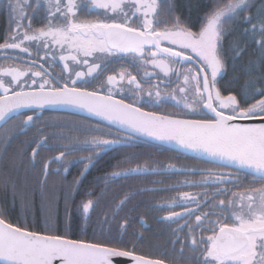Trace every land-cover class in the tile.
I'll return each instance as SVG.
<instances>
[{
  "label": "snow or ice",
  "instance_id": "6c2138e0",
  "mask_svg": "<svg viewBox=\"0 0 264 264\" xmlns=\"http://www.w3.org/2000/svg\"><path fill=\"white\" fill-rule=\"evenodd\" d=\"M124 0H88L80 10H88L89 3L95 8L109 9L115 12L121 7ZM167 4L168 10L174 13V7L170 0H162ZM139 5L137 11L144 9V22L141 28H133L125 23L116 22H76L68 18L76 16V0H48L50 9L49 16L60 19L64 18V25H53L51 20L47 28H40L35 33L25 31L17 42L16 37H10L11 43L0 44V49H21L25 40H43L45 46L54 43L64 48L67 45L69 54L61 56L62 60L88 64L87 57L94 53L103 54V57L116 55L117 53L131 54L134 66L151 63L160 69L165 76L174 72L172 64L187 65L195 54L197 67H189L185 73L184 85L179 89L180 95L162 97L159 91H148L149 97H155V103L162 100L174 101V106L188 109L197 113L202 119H178L172 115H158L154 112H145L136 107L134 103H125L123 99L117 100L112 94V88H108V94L102 95L100 90L89 91L87 87H76L77 80L86 75L91 76L100 63L93 62L87 72H75V79L70 78L69 83L54 86L44 79L38 88L32 91H14L8 95L9 87L0 80V121L12 118L13 115H25L21 109L36 108L43 110L47 106L65 105L74 108L85 109L105 120L118 124L128 135L117 136L107 139L112 133H104L101 136L93 135L83 141L86 145L81 148L76 144L68 147V154L77 151H90L93 155L81 158L84 169L81 175L88 170V166L94 163V157L103 153L110 146L127 144L136 139L135 134H144L162 141H176L186 149L204 152L214 161H227L238 169L250 170L255 177L262 182L258 189H252L248 194L240 196L237 201H229L227 204L220 200L214 207L221 209L220 213L213 212L211 215H221L228 212L232 223L220 220L208 219L209 213L195 215L186 210L184 213L172 211L168 220H174L183 216L195 215L196 227L203 228L212 234L204 238L200 236L202 248H196L197 238L190 236L193 251H199L200 257L197 264H264V11L253 17L249 13V0H213L212 7L203 14L199 31H193L186 20L174 15L171 27L157 30L153 26V19L159 15L157 9L161 7V0H135L133 6ZM40 5L38 4L37 7ZM17 14V19H26L25 8L31 7L29 0H16L10 4ZM57 14H60L57 16ZM125 17L127 14H124ZM243 16L249 27L243 29V34L250 38L256 45V58L249 60V68L246 75L249 77L246 88L242 90L244 97L243 105L235 95L222 96L216 87L217 77L221 76L225 69L223 60L224 37L229 34L226 25L235 22ZM157 24L160 21H156ZM31 27V25H29ZM167 44V46H163ZM241 41L229 43L231 54L238 58L246 51L241 46ZM146 46L147 53H146ZM28 52L27 48L21 49ZM82 54L85 59L78 60ZM150 59H145V56ZM64 67L67 69L68 65ZM109 65L105 64L106 69ZM3 74L11 77L10 84H19L21 77L28 75V71H20L16 68L0 69ZM145 75H150L145 73ZM34 77L43 78L42 72H34ZM54 79H58L53 77ZM97 79L99 77H96ZM127 79L129 85L143 91L136 76L130 73L120 72L117 76H108L107 84L115 86L119 81ZM59 82V80H58ZM36 84V80H31ZM88 82L85 81V84ZM191 87L192 102L188 101V86ZM261 85V86H258ZM198 104L199 108L193 107ZM240 121H259V123H240ZM34 124L33 115H27L21 121L20 128H27ZM99 131V129H96ZM66 138V137H65ZM47 138L45 137V140ZM43 143V141L41 142ZM39 147V145H38ZM35 149L32 156H36ZM65 157V152L55 158L58 162ZM175 168L174 165H169ZM67 172V168L63 169ZM151 171L147 166L129 168L114 171L106 180L113 177L127 176L132 173H146ZM45 177L47 166L45 165ZM209 177L215 179L201 181L200 184L225 183V177L231 179L230 173H216L209 171ZM79 181L74 180L77 184ZM223 194V193H218ZM185 199L195 201L189 193H183ZM125 196L120 201L123 205L128 200ZM87 213L93 208V201L88 200L82 205ZM106 222H107V218ZM127 225L124 221L122 227ZM189 231L191 234V226ZM183 230V226L181 229ZM116 257H130L135 264H165L161 259H148L135 255L133 251L119 247L109 246L102 242H88L82 239H69L64 235L42 234L37 231H29L25 227L14 226L0 215V264H114Z\"/></svg>",
  "mask_w": 264,
  "mask_h": 264
},
{
  "label": "flooded vegetation",
  "instance_id": "af4514ba",
  "mask_svg": "<svg viewBox=\"0 0 264 264\" xmlns=\"http://www.w3.org/2000/svg\"><path fill=\"white\" fill-rule=\"evenodd\" d=\"M15 2L16 0H0V44L11 43L10 37L12 36H15L19 42L25 31L31 35L40 28H47L49 20L53 25L62 26L65 23L63 17L57 19L49 16L48 0H29L31 7L25 8L26 19H17V14L10 7V4L14 5ZM65 2L66 0H61V3ZM87 2L88 0H76V16H70L68 19L76 22H127L128 26L133 28H141L144 22V9L137 11L139 5L133 6L135 0H124L121 7L115 12L109 9L95 8L90 3L88 10H80ZM38 4L39 7H37ZM157 12L159 15L149 17L153 19V26L157 30L171 27L175 12H169L162 0L161 7L157 9ZM59 15L57 14V16ZM181 19L186 20L193 31H199L201 19ZM156 21H160V23L157 24ZM163 46H167V44ZM22 48H27L28 52L22 51ZM21 49H0V69L11 67L20 71H28V75L21 77L19 84L15 82L10 84L11 77L0 72V80H3L4 85L9 87L8 94L20 91L21 88L25 91L35 90L44 79L54 86L69 83L71 87L70 78H76L75 72L86 73L88 67L96 62L101 64V68L91 76L86 75L77 80L76 87H87L89 91L100 90L103 95H107V89L112 88L115 98L123 99L130 104L134 103L148 111L183 118H206L192 113L188 109L174 106L175 102L171 100L155 103V97L147 95L148 91L153 93L159 91L162 97L177 95L179 98L180 95H184L179 93V89L185 87L182 73H185L189 67L193 69L197 67V58L191 52L187 54L193 56V59L187 65L172 64L170 61L169 63L175 71L165 76L151 63H141L139 67L134 66L132 55L127 53H117L106 58L103 57V54L94 53L93 56L87 57L88 64H83L60 58L69 54L67 45L61 48L54 43L45 46L43 40H25ZM223 55H225V45ZM83 59L85 57L80 54L78 60ZM145 59H150V57L146 54ZM65 64L68 65L67 69L64 67ZM105 64L109 65L106 69L104 68ZM122 71L126 76L128 73L136 76L143 91L138 90L135 85H129L127 79L119 81L115 86L107 84L108 76L118 77ZM34 72H42L43 78L34 77ZM145 73L150 75L146 76ZM224 75L225 69L223 74L217 77L216 87L222 96L235 95L225 93L223 90L221 79ZM32 79L36 80V84L31 83ZM85 81L88 83L85 84ZM185 94L188 95V101L191 103L193 97L190 85ZM237 99L239 100V97ZM193 107L199 108V105L193 104ZM23 113L25 115L12 117L0 128V159L1 155L3 157L7 151L17 154L13 162L5 159L0 160V215L7 222L18 227H25L30 231L54 235L63 233L68 238L102 242L109 246L132 250L138 254L142 253L137 250H152L150 253L152 255L157 253V255L167 258L179 257L190 262L188 264H194L197 263L201 254L199 251H193L190 236L197 238L196 248L199 249L203 247L200 243V236L207 238L212 234L205 230L209 226L207 224L203 228L196 227L195 215L209 213L208 219L210 220L232 223L231 219H225L229 216L226 211L222 216L211 215L213 212H221V209L214 205L218 204L220 200H224L226 204L229 201L238 203V197L262 186L258 177L251 173L192 157L176 150L173 151L168 147L136 138L127 144L112 145L107 151L99 153L94 157V163L88 166V170L99 162L107 160H110L114 170L105 173V176H110L114 171L136 168L137 165L147 166L151 171L132 173V176H141V179L136 181L137 187L143 183H148L149 186L145 185L140 190L138 188L134 190L135 184L132 179H129L131 184L129 193H98L95 197L100 198L102 202L95 205L94 200L91 199L93 194L75 192L80 188V186L77 188V185L88 171L81 175L87 161L81 163L80 160L93 155V153L82 150L69 155L67 149L72 144L85 148L86 145L83 144V141L90 139L93 135L101 136L104 133H112L113 135L105 138L114 139L117 136H126L128 133L91 117L64 110L29 109ZM27 115H33L34 124L21 129V121L26 119ZM42 141L43 143H41ZM34 149L37 153L35 157L32 156ZM62 151L65 152V157L58 162L55 158L59 157ZM45 165L47 166V176L44 175L42 179H38V168L45 171ZM169 165H174L175 168H170ZM64 168H67V172L63 170ZM209 171L230 173L231 179L225 177L228 182L201 185V181L215 179V177H209ZM68 176L71 177L67 178ZM79 176L81 177L77 179ZM116 179L113 177L106 180L104 176H101L96 179V182L107 184L108 181ZM74 180L79 182L73 188L75 191L70 192ZM45 182H47L46 185ZM39 189L41 191L48 189L51 192L39 193ZM99 189L101 190L103 187H99ZM141 190L158 192L155 197L156 207L153 205L154 208H150V197L148 194H140ZM183 193L191 194L192 197H195V201L185 199ZM125 196L129 197L128 200L125 204L120 205V201ZM39 200L47 201L40 213L38 211ZM88 200L93 201L95 208H91L85 213L82 205ZM186 210L195 215L183 216L174 220L166 219L172 211L184 213ZM90 214L92 217H89ZM105 218H107V222ZM124 221H127V225L122 227ZM182 226L183 230H179ZM188 226H191V234ZM70 234H76L77 237H72ZM145 256L151 257V255Z\"/></svg>",
  "mask_w": 264,
  "mask_h": 264
},
{
  "label": "trees",
  "instance_id": "16d2710c",
  "mask_svg": "<svg viewBox=\"0 0 264 264\" xmlns=\"http://www.w3.org/2000/svg\"><path fill=\"white\" fill-rule=\"evenodd\" d=\"M250 2V11L249 13H245L244 15H251L253 17L257 16V14L261 11H264V0H249ZM170 3L174 7V12L176 15L180 16L183 19H201L204 13H206L211 7L213 0H170ZM166 7L168 8L167 4ZM249 27V25L244 21L243 16L238 18L235 22L226 25V28H228L229 34L225 36V55H223V60L225 62V75L221 79V85L225 93H233L236 95V97H239V100L241 104L243 105L244 97L242 95V90L246 88V82L248 81L249 77L246 75L248 68H249V60L255 59L256 56V45L253 43V41L246 37L243 34V29ZM234 41H241L242 47H246V51H244L240 57L236 58L234 57L230 50H229V43ZM261 86V85H258ZM153 145V144H151ZM155 146V145H153ZM152 151L151 149H149ZM174 151V150H173ZM15 156L17 154L6 152L5 155L1 159L9 160L10 162H13V159H15ZM189 159H191L188 156ZM194 160V159H192ZM1 170V169H0ZM114 169L112 168L110 160L102 161L96 164L95 166H92L82 177L81 182L77 185V188L80 186L78 190H74L76 193H91L93 194L92 200H94V204L97 205V203H101V199L95 197L96 194H123V193H129L130 191V181L129 179L133 180V183L135 184L133 188L134 190H140L145 185L149 186L147 183H143L141 186L137 187L136 181L138 179H141V176H132V174L127 176H121L116 177L117 179L114 181H108L107 184L98 183L96 182V179L105 176V173H110ZM44 176L43 169L38 168V174L37 178L42 179ZM132 176V177H128ZM71 176H68L69 178ZM81 176H79L77 179H79ZM75 178V176H74ZM47 182H45L46 185ZM40 187V186H39ZM75 187V184L73 183V187L71 188L70 192H74L73 188ZM99 187H103V189H99ZM115 187V188H113ZM39 193H50L48 189H45L44 191L38 190ZM140 194H148L150 197V208H154L156 202L155 197L158 194L157 191L152 190H141L139 191ZM135 193V192H133ZM155 202V203H154ZM47 201H38V211L44 209L43 205H45ZM154 205V206H153ZM156 207V206H155ZM95 207H93L94 209ZM89 217H92L91 214ZM75 218V217H74ZM51 234V233H50ZM56 235H66V234H59ZM72 237H77L76 234H70ZM139 253H142L144 255H151V257H157L159 259H163L167 262L175 263V264H188L190 262L184 261L180 259L179 257H163L156 254L152 255L150 254L152 252L149 250H137ZM158 252V251H154ZM197 264V263H194Z\"/></svg>",
  "mask_w": 264,
  "mask_h": 264
},
{
  "label": "water",
  "instance_id": "95a60500",
  "mask_svg": "<svg viewBox=\"0 0 264 264\" xmlns=\"http://www.w3.org/2000/svg\"><path fill=\"white\" fill-rule=\"evenodd\" d=\"M26 91H32V90H26ZM8 95L11 96L12 94H8ZM115 99L120 100L118 98H115ZM125 103H127V102H125ZM136 107H138V106H136ZM29 109H36V108L21 109V112H23L25 110H29ZM44 109L64 110V111H68V112H72V113L85 115V116L91 117V118H93L95 120H98L100 122H103V123H105L107 125H110V126L116 128V129H119V130L125 132L124 129L121 128L118 124H113L111 121L105 120V119H103L101 117H98V116L92 114V113H89L85 109H79V108H74V107L65 106V105L47 106ZM143 111L152 112V111H148V110H145V109H143ZM154 113H156V112H154ZM156 114H158V115H166V114H161V113H156ZM14 116L15 115H13L12 117H14ZM173 117L174 118H178V119H189V120H195L196 119V118H183V117H176V116H173ZM10 119H7L5 121H0V128ZM240 123H259V121H240ZM135 135H136V138H140L142 140H147L149 142H153V143L168 147L170 149H174V150H176V151H178L180 153H183V154H186V155H190L192 157H196V158L203 159V160H206V161H211V162H214V163H218V164L227 165V166H230V167H233V168H237L235 165H232V164H230L227 161H214L213 158H211L210 156H208L204 152H198V151H195V150H192V149H186V148H184L183 146H181L178 142H176L174 140L173 141H166V140L162 141V140H158V139H156L154 137H149V136L144 135V134H135ZM240 170L252 174V172L250 170H244V169H240ZM14 226H16V225H14ZM42 234H45V233H42ZM69 239H72V238H69ZM74 240H76V239H74ZM134 254L138 255V256L146 257L148 259H159V258L148 257V256H145V255H142V254H138V253H135V252H134ZM161 260H163V259H161ZM163 261L165 262V264H175V263L167 262L165 260H163ZM56 264H59V261H56ZM114 264H135V261H133L130 257H116V258H114Z\"/></svg>",
  "mask_w": 264,
  "mask_h": 264
}]
</instances>
